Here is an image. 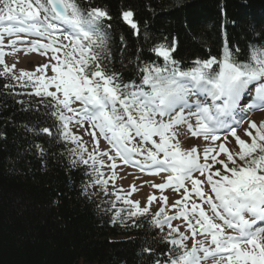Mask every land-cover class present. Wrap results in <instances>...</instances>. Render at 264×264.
Returning a JSON list of instances; mask_svg holds the SVG:
<instances>
[{"label": "snow or ice", "instance_id": "obj_1", "mask_svg": "<svg viewBox=\"0 0 264 264\" xmlns=\"http://www.w3.org/2000/svg\"><path fill=\"white\" fill-rule=\"evenodd\" d=\"M121 19L133 35H141L133 10H122ZM111 20L107 6H94L92 0L86 7L79 0H0V75H10L18 83L26 79L36 96L50 98V115L59 122L57 136L75 145L69 150L73 166L91 167V173H86L93 177L90 185L102 186L107 194L109 180L117 178L119 159L150 175L168 173L162 183L146 182L161 193L169 188L177 193L183 190L181 199L171 205L167 196L151 194L141 207L139 201L128 199L138 191L135 185L124 197L116 196L127 209H119L113 223L122 212L127 211L129 219L138 218L149 213L153 202L163 201L149 225L160 230L163 235L158 238L168 248L164 252L144 248L152 256L151 264H264V120L259 124L250 120L254 113L264 112V36L254 31L259 42L250 41L246 54L238 45L225 43L219 58L197 59L186 70L173 58L175 37L171 42L163 37L150 49L163 58V64L138 65L139 82H125L105 67V61L111 63ZM143 36L149 39L146 31ZM28 37L37 39L28 41ZM120 39L123 44L124 37ZM22 47L25 53L40 52L48 63L32 72L21 69L16 75V64H6L5 56ZM242 55L245 59H239ZM49 67L53 75L47 77ZM77 103L80 106L73 107ZM246 121L248 140L237 134ZM70 125H87L85 131L93 138L88 158L82 137ZM181 128L187 139H202L203 149L183 148ZM40 131L52 135L47 127ZM221 132L235 138L238 151L226 147L227 135L215 143L221 140ZM97 134L110 149L99 150ZM36 148L43 157L45 150ZM220 153L226 159H218ZM103 157L111 162L108 179L101 171ZM216 164L221 167L214 168ZM90 185H82L84 193ZM178 207L171 215L166 211ZM174 220H182L186 231L174 226Z\"/></svg>", "mask_w": 264, "mask_h": 264}, {"label": "trees", "instance_id": "obj_2", "mask_svg": "<svg viewBox=\"0 0 264 264\" xmlns=\"http://www.w3.org/2000/svg\"><path fill=\"white\" fill-rule=\"evenodd\" d=\"M79 2L87 6V0ZM92 2L110 11L111 63L105 61V67L125 82H139L138 65L163 64L150 50L163 37L169 42L175 37L172 55L186 70L197 59L219 58L225 43L238 45L246 54L250 41L259 42L253 32L264 36V0ZM128 9L139 22L140 36L121 19V11ZM23 85L0 75V133L5 134L0 138V264H151L144 248H168L158 238L160 230L149 225L152 216L129 219L125 211L112 222L119 209H127L116 199L123 196L90 185L93 177L86 173L91 167L73 166L70 141L57 136L59 122L50 115V98L36 96L31 86ZM45 127L51 136L40 131ZM36 145L45 150L43 157ZM82 185H90L86 193Z\"/></svg>", "mask_w": 264, "mask_h": 264}, {"label": "rangeland", "instance_id": "obj_3", "mask_svg": "<svg viewBox=\"0 0 264 264\" xmlns=\"http://www.w3.org/2000/svg\"><path fill=\"white\" fill-rule=\"evenodd\" d=\"M7 39L8 37L5 38V42L7 43ZM28 41H31L32 39H35V37H28L27 38ZM46 42V41H45ZM7 52H10L11 49H6ZM52 53L49 52L48 56H51ZM5 63L8 64L9 66H11L13 63L16 64V68L13 70V72L16 75H19L20 70L23 69L25 71H29L32 72L35 70V68L38 65L44 64V63H48V57L42 55L40 52H29V53H25V51L23 50V47L21 48V51L16 53L15 55H6L5 56ZM44 75H46L47 77H50L53 75L52 71H51V67H49V69L46 70V72L44 73ZM26 80V79H25ZM17 84H26L27 82L23 81L18 83L16 81ZM50 91H53L54 88H50ZM35 92V90H34ZM79 103L74 104L73 107H79ZM250 120H254L257 124H259L261 122V120H264V112H257L254 113L251 117ZM195 121H193L194 123ZM73 133H75L78 136H81L83 139V142L85 144V146L88 149V152L85 153V158H88V153H91L93 151V138L88 134L87 131H85V128H87V125H85L84 128H80L78 126H73L70 125ZM248 128V122L246 121L244 123V125L241 128L237 129V134L241 136V138L248 140L249 138L244 134V129ZM180 132L182 133L179 136L180 141L182 142L183 148H190L192 146H198L199 149H203V147L205 146V142L202 139H196V138H192L191 140L186 139V130L181 128ZM221 136V140L215 142L217 145L221 142H223V138L225 135L228 136V140L226 142V147L229 148L230 151H238V148L235 147L236 145V141L235 138L232 137L230 134L225 133V132H221L219 133ZM99 150L104 151V150H108L111 148V145L108 144L107 141H104L102 139V137H99ZM136 143H140L139 138H137ZM71 146L74 148L75 145L70 141ZM191 144V145H189ZM150 146V145H149ZM215 146V145H213ZM112 155H114V150H112ZM139 158V157H138ZM105 161V166L101 169V171L104 174V178L108 179L111 175H112V170L108 167V165L111 163L110 161H108L107 157H103L102 158ZM218 159H226L225 154L224 153H220V155L218 156ZM117 163V168H116V174H117V178L112 181L109 180V183L107 185V188L109 190H116L119 192V189L122 190V193L124 195H126L130 190V186L131 185H135L138 189V191L133 192L132 195L130 197H128V199H131L133 201H139L140 202V206L144 207L147 201V197L151 194H155L158 198L161 194L165 195L168 197V204L171 205L174 201L181 199V195L180 193H177L175 191H173L171 188L169 189H165L163 193H161L158 189H154L151 187L150 183H146V182H154V183H162L165 180V177L160 178L158 181L156 178H158L161 175H167V174H160L159 176H154V175H150L147 171L145 172H141L140 169L138 167H135L131 164L129 165H124L119 159H117L116 161ZM99 167V165H97ZM221 167L219 164L214 165V168H219ZM198 176V174H196ZM208 190L207 185H205V191ZM183 192V190H181V193ZM163 204V201H160L159 203L157 202H153L151 208H150V213L155 214L156 211H158L159 207ZM166 211L168 212V214H173L172 210L170 208H166ZM149 214V213H148ZM179 222L183 223L182 220H179ZM173 225H178V223L176 222H172ZM180 225V224H179ZM181 230V228H180ZM182 231V230H181ZM192 241L189 240L188 244L189 247L191 246ZM208 264H211V261L208 262Z\"/></svg>", "mask_w": 264, "mask_h": 264}]
</instances>
